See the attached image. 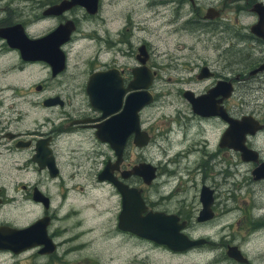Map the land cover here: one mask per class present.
<instances>
[{
	"label": "flooded vegetation",
	"instance_id": "obj_1",
	"mask_svg": "<svg viewBox=\"0 0 264 264\" xmlns=\"http://www.w3.org/2000/svg\"><path fill=\"white\" fill-rule=\"evenodd\" d=\"M143 2L144 12L161 9L154 14L163 19L166 36L182 32L201 46L195 62L184 53L164 52V62L157 65L148 43H135L137 30L146 33L134 20L140 14L121 0L111 5L104 0H0V31H6L0 33V227L24 229L41 221L52 248L48 253L43 245L17 254L0 250V257L30 255L32 264H254L249 255L259 243L264 247V109L244 111L238 105H264V0ZM246 12L254 21L233 29L231 15ZM256 23L254 35L250 28ZM60 28L67 36L62 33L56 42L50 36ZM26 40L37 43L30 46ZM81 41L95 46L94 54L73 64L72 55L84 53L85 48L75 47ZM94 73L107 77L98 81V94L106 89L100 83L112 78L123 90L122 101L139 91L152 97L137 113L148 143L137 148L131 133L119 171L113 173L138 191V199L128 202L141 207L137 217L135 209L124 215L122 196L98 180L115 158L95 137L104 119L87 92ZM139 83L145 88H129ZM158 84L163 87L157 91ZM237 88L243 90L235 104ZM189 96L197 110H191ZM176 101L189 111L163 115L160 134L152 135L156 125L146 122L145 111L155 102ZM122 107L118 104L111 115ZM233 125L239 135L232 134ZM156 139L163 141L161 160L131 161L133 152L150 151ZM97 158L94 183L109 187L117 206L104 214L108 224L94 241L98 253L81 256V239L93 228H83L76 209L62 212L66 188L57 207L54 192L61 166L79 168L85 159L96 165ZM141 162L155 169L148 184L135 175L121 180L120 172ZM9 209L19 212L18 221L27 215V223L9 221ZM62 219L76 223L60 225ZM136 221L144 223L146 236L120 226ZM109 246L112 254L105 253Z\"/></svg>",
	"mask_w": 264,
	"mask_h": 264
},
{
	"label": "rangeland",
	"instance_id": "obj_2",
	"mask_svg": "<svg viewBox=\"0 0 264 264\" xmlns=\"http://www.w3.org/2000/svg\"><path fill=\"white\" fill-rule=\"evenodd\" d=\"M112 0H104V4L111 5ZM122 6H129L130 8H135L140 14V16L135 17V23L137 25V28L146 29V33L143 35L140 33V31L137 30V33H135V43L141 40H145L148 43V47L150 48V51L152 53V57L154 62L158 63L157 65L164 62V52L172 53L174 55L180 56L181 54H185L190 60H193L195 55L198 53H201V46L198 44H195L189 35L179 32L176 35H168L166 36L164 33L165 27L163 26V19L160 17L159 14H154V11L161 10L160 8H151L150 10L147 9L144 12V6L145 2L143 0H121ZM207 1V0H205ZM218 1V0H214ZM106 5V6H107ZM120 5V4H119ZM117 6L115 7V10H117ZM111 10V9H110ZM143 13V14H142ZM151 14V15H150ZM108 18L110 17V14L107 15ZM232 18V28L238 29L239 27L250 25L254 18L250 15L249 12L242 13L239 15H231ZM236 18V23L233 21V19ZM92 44V43H91ZM77 49L85 48L83 50V54L80 56H77L76 54L72 55V63H79L82 61H85L86 58L89 56H93L95 49V46H90L87 44V42L81 41L76 46ZM172 49H182L183 52H176ZM76 58V59H75ZM108 58V57H107ZM75 59V60H74ZM196 61L195 59L193 60ZM162 85L158 84L156 87V90H161ZM243 88H237L235 91V94L233 95V103L237 104L240 100V91H242ZM240 108H243L244 111H250V109L258 111L262 108L264 109V105H254L250 103V105H241L238 104ZM241 105V106H240ZM173 111H183L188 112L189 109L186 104L181 102H167V103H158L155 102L149 109L145 111V118L146 122L149 124L155 123L156 127H153L152 135H159L161 126L160 124V117L163 115H167ZM163 144V141H160L156 139V143H152L149 150H136L133 152L135 155V159L131 157V161H138L141 159H147L148 157H153V163H156L155 161L161 160V146ZM87 147L90 146V143L88 142ZM86 151H89L86 149ZM100 161V159H96V161ZM98 163L95 165L92 159L86 160L83 162L82 166L79 168L74 167L69 164H65L64 166H61V177L62 180L60 183H57V187L55 189V205L58 206V203L62 201V199L59 198L60 192L63 190V188L66 190V196L63 201L62 206V212L65 211L68 208L76 209L75 213L80 214V220L81 224H83V228L90 227L93 228L92 232L85 233V236L81 239V242H83V245L85 246V250L81 252V256L84 254H96L98 253V248L95 247L94 241L95 239L99 238V234L101 233V227L106 226L108 224L107 217L104 216L105 213H112L113 208L117 206V199L111 192V189L105 185L99 186L94 183L95 175L100 169V164ZM96 171V173H95ZM95 173V174H94ZM60 185H62V189H60ZM96 185L98 187H96ZM82 190H81V189ZM65 191V190H64ZM8 217L9 221L16 222L20 219L19 212L9 209V211H5ZM27 215H22V218H25V220L18 221L17 223L23 225L27 223L26 220ZM63 222H60V225L64 224H70V223H76L75 221H69L67 219H62ZM229 221H232L230 219ZM228 221V222H229ZM103 235V234H101ZM105 236V235H104ZM90 245L92 247H90ZM258 248H256V252L250 254L249 256H253L254 258V264L258 263L259 261H262L264 263V260H262V257H264V247L260 246V243L258 244ZM264 245V243H263ZM66 246V245H65ZM72 247V246H71ZM68 248V246H67ZM105 253H113V247L109 246L107 249H105ZM43 261L42 259L39 260V262ZM33 261L31 260L30 255H24L20 257H11L9 255H5L0 257V264H32Z\"/></svg>",
	"mask_w": 264,
	"mask_h": 264
},
{
	"label": "water",
	"instance_id": "obj_3",
	"mask_svg": "<svg viewBox=\"0 0 264 264\" xmlns=\"http://www.w3.org/2000/svg\"><path fill=\"white\" fill-rule=\"evenodd\" d=\"M258 7L259 6L255 5L252 11L257 13ZM257 25L258 23L251 26L250 33L254 35L257 34ZM5 32L6 31H0L2 35ZM67 32V30L60 28L59 30L53 32L50 38H55L56 42H58V40L61 39V34L63 33L65 36H67ZM26 41L30 46L37 43V41ZM27 57L32 58V55L28 54ZM103 78H107L105 74H92L88 78L87 92L90 99V104L97 110L101 111V119H104L100 124L97 125L95 137L99 142L108 145L115 160L111 163H107L104 166V168L98 174V180L107 181L122 196V213L124 215L132 214L135 209L137 217L141 207L135 204H129L128 202L138 199V191L124 186L120 181L113 177V173L115 171H119V165L122 161V152L124 150L126 139L131 133L134 134L133 144L137 148H143L148 143V137L146 134L139 130L137 113L144 105L152 102V97L147 92L139 91L126 96L124 101H122L124 94L123 90L117 82H112V78L110 79L109 84L100 83L103 85V88L106 89L102 93L98 94V91L101 88V86L98 84V81ZM145 86L146 85L140 83L130 84L129 88L132 90H140L144 89ZM108 89H110L112 92H109ZM187 101L190 104L192 111L197 110L195 108L198 104L192 98H190V96ZM121 103H123L121 111L118 114L111 115L115 113L118 108V104ZM107 116L109 117L106 118ZM236 127L237 126L234 125L232 126V134L235 136L239 135L240 133ZM154 171L155 169L153 166L141 162L131 167L129 171L120 172L119 176L121 180H123L130 175H135L140 177L145 184H148L154 176ZM134 192L135 194L131 195V193ZM120 224L122 228H128L136 235L146 236L144 223L142 221H136L135 223L120 222ZM44 226L45 225L41 221L33 223L24 229H14L1 226L0 250H8L13 254H17L23 250L30 249L33 246L43 245L42 252H50L52 248L50 247V241L45 236ZM165 242L167 243V241Z\"/></svg>",
	"mask_w": 264,
	"mask_h": 264
}]
</instances>
